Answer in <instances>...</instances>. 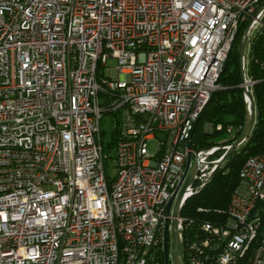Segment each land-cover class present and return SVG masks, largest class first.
<instances>
[{
	"label": "built area",
	"instance_id": "1",
	"mask_svg": "<svg viewBox=\"0 0 264 264\" xmlns=\"http://www.w3.org/2000/svg\"><path fill=\"white\" fill-rule=\"evenodd\" d=\"M263 1L0 0V264H161L195 162L181 264H264V154L246 160L227 209L182 215L230 146L197 149L192 134L245 23L252 92ZM105 114L119 129L115 176Z\"/></svg>",
	"mask_w": 264,
	"mask_h": 264
},
{
	"label": "trees",
	"instance_id": "2",
	"mask_svg": "<svg viewBox=\"0 0 264 264\" xmlns=\"http://www.w3.org/2000/svg\"><path fill=\"white\" fill-rule=\"evenodd\" d=\"M247 23L240 27L233 49L219 78L222 88L216 90L196 122L192 142L197 149L230 145L240 134L248 113V104L241 86L238 45ZM248 76L254 81L252 92L256 105L255 123L251 134L244 143L217 167L211 180L198 193L190 197L182 209V215L197 216L199 208L210 211L207 218L215 216L216 210L228 208L240 180V170L246 160L264 154V28L257 32L248 56ZM221 125V128H217ZM233 126L236 136L229 138L228 128ZM118 128L113 139L104 144L105 151L114 149ZM225 149L221 148L212 156L220 158ZM165 264V256L161 259Z\"/></svg>",
	"mask_w": 264,
	"mask_h": 264
},
{
	"label": "water",
	"instance_id": "3",
	"mask_svg": "<svg viewBox=\"0 0 264 264\" xmlns=\"http://www.w3.org/2000/svg\"><path fill=\"white\" fill-rule=\"evenodd\" d=\"M264 9V1L261 3L259 7V11ZM250 27V23L247 25V27L244 30L243 36L241 37V40L238 45V54H239V65H240V78L241 82H245V64H246V47H247V31ZM246 96L249 100V106H248V113L246 116L245 124L242 128V131L238 135V137L230 144L229 148L225 151L223 156L216 162L217 167L220 166L229 156L230 154L237 149L244 141L247 140L249 135L252 132L254 123H255V115H256V105L254 96L251 91H249L247 88H243ZM191 147L192 145L189 144ZM192 155L189 153L187 165H186V173L189 169L190 162H191ZM197 173V163L195 162L191 168L190 174L187 178V180L184 182L182 190L180 192L179 197L177 198L174 207H173V216L172 219V244H173V256L170 257L169 255V249H168V242H166V248H165V264H181V250H180V239H179V230H178V220L177 216L180 214V202L182 195L187 188L188 185L193 184L195 181V174ZM181 185V184H180ZM180 185L177 187L175 192L173 193L171 199L169 200L167 204V211L170 213L172 209L173 202L175 200L177 191L179 190Z\"/></svg>",
	"mask_w": 264,
	"mask_h": 264
},
{
	"label": "rangeland",
	"instance_id": "4",
	"mask_svg": "<svg viewBox=\"0 0 264 264\" xmlns=\"http://www.w3.org/2000/svg\"><path fill=\"white\" fill-rule=\"evenodd\" d=\"M109 64L111 66H116L117 60L114 58H109ZM99 74L104 76H109V71H107L106 67L99 68ZM116 129V118L112 114H105L102 120V139L105 144H108L113 139V134ZM149 147L152 150H156L158 147V139L149 140ZM111 158L107 162V171L110 176H115L117 173V163H116V150L115 148L111 151ZM170 249L169 252L173 256V244H172V231H170ZM171 256V257H172Z\"/></svg>",
	"mask_w": 264,
	"mask_h": 264
},
{
	"label": "bare ground",
	"instance_id": "5",
	"mask_svg": "<svg viewBox=\"0 0 264 264\" xmlns=\"http://www.w3.org/2000/svg\"><path fill=\"white\" fill-rule=\"evenodd\" d=\"M170 242V241H169Z\"/></svg>",
	"mask_w": 264,
	"mask_h": 264
}]
</instances>
